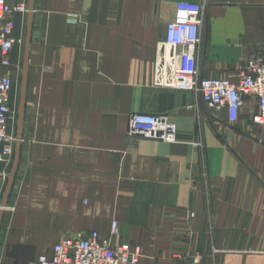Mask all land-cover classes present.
<instances>
[{
    "label": "crops",
    "instance_id": "obj_1",
    "mask_svg": "<svg viewBox=\"0 0 264 264\" xmlns=\"http://www.w3.org/2000/svg\"><path fill=\"white\" fill-rule=\"evenodd\" d=\"M181 1L201 0H35L13 211L0 229L3 264L50 255L64 236L107 235L113 221L124 241L141 247L140 264H191L196 254L203 264H264L257 102L247 99L232 125L226 111L190 108L192 93L154 83L157 47ZM263 51L264 0H207L202 77L237 80ZM13 77L19 82L20 71ZM135 113L170 115L177 142L130 141ZM11 171L0 176V196Z\"/></svg>",
    "mask_w": 264,
    "mask_h": 264
},
{
    "label": "built area",
    "instance_id": "obj_2",
    "mask_svg": "<svg viewBox=\"0 0 264 264\" xmlns=\"http://www.w3.org/2000/svg\"><path fill=\"white\" fill-rule=\"evenodd\" d=\"M206 3L201 0L176 4L173 18L166 24L165 39L157 47L154 83L192 93L194 103L190 108L204 103L218 114L226 111L232 125L239 122L241 110L251 98L258 108L252 124L264 128V51L244 63L237 80L201 76L198 52ZM26 16L28 0H0V175H9L14 161L17 138L10 130L17 114L18 96L13 72H19L20 66L14 62L13 53L22 46V37L16 34L17 20L24 21ZM177 135V124L170 115L135 113L130 118V141L174 143ZM141 257V247L124 241L118 222L113 221L107 235L94 231L64 236L50 255L39 256L34 264H140ZM192 264H203L202 257L197 255Z\"/></svg>",
    "mask_w": 264,
    "mask_h": 264
},
{
    "label": "water",
    "instance_id": "obj_3",
    "mask_svg": "<svg viewBox=\"0 0 264 264\" xmlns=\"http://www.w3.org/2000/svg\"><path fill=\"white\" fill-rule=\"evenodd\" d=\"M34 12H35V0H28V19H27L28 22H27L26 43H25V62H24L21 96H20V107H19L18 135L15 144L14 161L11 169L12 171L4 194L2 209L0 210V229L5 213V208L8 204L11 191L15 183V179L20 163V157H21V142H22V132H23V124H24V114L26 109L27 79H28L29 55H30L31 41H32L33 27H34Z\"/></svg>",
    "mask_w": 264,
    "mask_h": 264
},
{
    "label": "rangeland",
    "instance_id": "obj_4",
    "mask_svg": "<svg viewBox=\"0 0 264 264\" xmlns=\"http://www.w3.org/2000/svg\"><path fill=\"white\" fill-rule=\"evenodd\" d=\"M27 19H28V17L26 16L24 18V21H21L23 23V25H21L22 27H20V25H19L20 28L18 27V31H20V37H22V46L19 49H17L16 52L14 51L16 58H18L21 61V65L19 64V66H20V69H19V71H20V79H19V82H17V90H18V95L19 96H21V93H20L21 92V86H22V84H21V72L23 70L22 68H23V65H24L23 57L25 55V43H26V32H27V22H28ZM18 118H19V112H18V108H17V114H16L14 122L12 123L11 130H10L11 133L16 134V132H17V129H18ZM2 175H4V174H2ZM2 175H0V176H2ZM7 175L8 174L4 175V176H6V179H7ZM4 176H2V177H4ZM4 194H5V190L3 191V193L0 196V210L2 209V202H3V199H4ZM8 209L12 210V208H10V206H9V201H8V204H7L6 208H5V213H6V211ZM5 213H4V217H3V220H2V224L4 222V218L6 217L5 215H7ZM2 224H1V227H2ZM42 248L43 247H41V245L39 244L37 247H35L33 249H30L27 252V258L28 259H33L35 257V255L37 257V255L42 251ZM3 254H5V251H4L3 247H2L1 238H0V264H3L1 262L2 261L1 259L3 258ZM197 255H199V254H196V255L193 256V258L191 260V264L193 263V261L197 257ZM199 256L202 257L201 255H199ZM35 262H36V260L34 262L30 263V264H34ZM202 262H203V257H202Z\"/></svg>",
    "mask_w": 264,
    "mask_h": 264
}]
</instances>
